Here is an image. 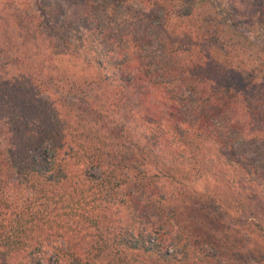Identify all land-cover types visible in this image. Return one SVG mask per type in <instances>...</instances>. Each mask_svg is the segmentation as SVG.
<instances>
[{
    "label": "trees",
    "instance_id": "16d2710c",
    "mask_svg": "<svg viewBox=\"0 0 264 264\" xmlns=\"http://www.w3.org/2000/svg\"><path fill=\"white\" fill-rule=\"evenodd\" d=\"M214 9L0 0V264H264V52Z\"/></svg>",
    "mask_w": 264,
    "mask_h": 264
},
{
    "label": "rangeland",
    "instance_id": "374dc122",
    "mask_svg": "<svg viewBox=\"0 0 264 264\" xmlns=\"http://www.w3.org/2000/svg\"><path fill=\"white\" fill-rule=\"evenodd\" d=\"M207 1L213 8L215 7L216 11L223 12L224 14L222 15V21L223 23L225 22V18L227 14L230 13L232 21H234L237 26L234 28V34L232 35L231 38L233 39V43H238L239 46L240 44L244 45V37L242 35H247V32L250 31L251 34L254 36L252 37L256 44L259 45L260 51L264 52V28H260L259 24L253 26L249 21H253L260 15V13H257V10L259 9V5L257 4L256 0H244L243 2H234L235 8H233L231 11L228 10V7L226 4L227 1L223 0H204ZM214 9V10H215ZM230 11V12H229ZM221 21V22H222ZM233 22V23H234ZM246 44V43H245ZM233 49H235V45H231ZM241 47V46H240ZM251 49L252 47H248ZM187 167L184 169L187 171ZM214 171V170H212ZM97 175V173H95ZM187 177V172L185 173ZM204 174L196 175L195 177L198 178V181L195 183V187L200 189L202 192H213L215 191L216 188H224L223 192H225L226 196L229 197L228 193L229 191L226 188V185L223 183L218 182L217 180L213 178H204ZM203 177V178H202ZM191 184V183H190ZM193 184V183H192ZM219 185V186H218ZM224 185V186H223ZM220 194L223 195L221 191H219ZM225 200V195L222 197ZM226 201V200H225ZM227 202V201H226ZM224 202V204L226 203Z\"/></svg>",
    "mask_w": 264,
    "mask_h": 264
}]
</instances>
